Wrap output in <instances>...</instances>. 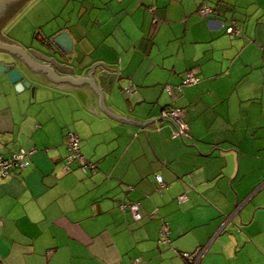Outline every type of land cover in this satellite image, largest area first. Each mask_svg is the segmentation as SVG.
Instances as JSON below:
<instances>
[{
	"label": "crops",
	"instance_id": "obj_1",
	"mask_svg": "<svg viewBox=\"0 0 264 264\" xmlns=\"http://www.w3.org/2000/svg\"><path fill=\"white\" fill-rule=\"evenodd\" d=\"M204 5L213 13L200 14ZM52 9L46 30L22 39L5 26L0 38L61 75L88 77L103 63L96 73L115 75L100 80L111 89L105 106L154 126L109 116L98 95L83 103L68 81L39 82L20 60L30 87L0 75V154L35 148L26 168L0 174L3 263L188 264L181 253L207 247L199 264H264V0H66ZM232 21L241 34H228ZM63 30L73 51L59 65L44 41ZM191 69L199 82L169 95L165 86ZM168 106L186 109V136L160 117ZM69 131L94 171L65 168ZM125 201L139 204L141 219L120 208Z\"/></svg>",
	"mask_w": 264,
	"mask_h": 264
},
{
	"label": "water",
	"instance_id": "obj_2",
	"mask_svg": "<svg viewBox=\"0 0 264 264\" xmlns=\"http://www.w3.org/2000/svg\"><path fill=\"white\" fill-rule=\"evenodd\" d=\"M20 2L21 0H0V27L1 25H3V21L6 22L7 19L11 16V14L14 13V11L17 9L18 3ZM44 45L48 49H50V53L52 54V60L59 65L65 64L62 63L63 61L65 62L63 56H68L73 51V39L67 30L60 31L55 35H52L48 39V41H44ZM0 51H5L10 55V58L0 60V75L5 74L8 81L15 85L16 90H22L25 87H30L31 85V81L25 78L23 72L18 67H16V64H18V61L20 60L22 61L23 65L27 67L28 71L34 72L33 77L39 82L41 80L39 79L40 77L37 76L38 74H43L48 79L55 82L68 81L70 83L78 85L75 86L74 91L83 103L86 104L90 96L98 95L100 108L104 109V111H106L109 116L118 119L122 122H129L131 124H138L141 126H154L150 125V122L154 121V119L142 123L133 120L132 118H126L124 116L119 117L105 106L104 96L107 91L108 93H111V89L110 87L106 89L107 91L102 89L100 80L102 81V79L107 77L108 84H111L115 75L110 73L112 69L107 66H103V70L101 68V70L96 73V65L103 63H98L94 65L92 67V71H90V73L88 74V77L61 75L56 72L51 66L47 64H40L39 62L32 59V57L22 47L13 43H7L1 38ZM87 82L89 83V89L91 93L88 90L81 88V86L79 85L85 84ZM31 89L34 90L35 85H32Z\"/></svg>",
	"mask_w": 264,
	"mask_h": 264
},
{
	"label": "built area",
	"instance_id": "obj_3",
	"mask_svg": "<svg viewBox=\"0 0 264 264\" xmlns=\"http://www.w3.org/2000/svg\"><path fill=\"white\" fill-rule=\"evenodd\" d=\"M214 9L209 6H202L199 9L200 14L206 15L213 13ZM157 22L156 18L153 20L155 24ZM226 31L231 36H237L241 34V30L237 26L236 22L232 21L228 26ZM200 78L197 72L194 69L189 70L185 77L182 80V83L178 85H166L165 89L169 93V95L173 96L175 91H182L185 86H190L197 84ZM126 91H132V89L128 88ZM186 113V109L182 107H172L168 106L161 111L160 117L162 119H167L171 121L175 127V132L178 136H186L189 131V125L184 119V115ZM68 155L65 160V168H68L71 164L76 162L80 169L83 172L94 171L96 168V164L89 160L82 152H81V140L76 132L69 131L68 132ZM35 152V148H31L29 150H20L14 153L11 157H5L0 154V174L3 176L8 175L14 169H24L30 164V157ZM157 182L160 186L164 185L163 178L160 174L156 175ZM187 198V195L182 194L179 197L180 201H183ZM120 208L123 211H129L132 213L133 217L137 220L142 218V214L139 211V204L136 202H122L120 204ZM1 225V220H0ZM160 243H165L168 241V228L167 223H163L160 229ZM207 247L199 248L195 252H183L181 253L182 258L188 264H199L202 256L205 254ZM142 259L140 257H134L131 259L130 264H141ZM0 264H4L2 259L0 258Z\"/></svg>",
	"mask_w": 264,
	"mask_h": 264
},
{
	"label": "rangeland",
	"instance_id": "obj_4",
	"mask_svg": "<svg viewBox=\"0 0 264 264\" xmlns=\"http://www.w3.org/2000/svg\"><path fill=\"white\" fill-rule=\"evenodd\" d=\"M33 0L31 6L21 13L18 14L17 18L11 21L5 28V32L11 34L12 36L19 37L22 39H27L29 36L34 35L35 30L40 32L46 30L44 26L52 18H54V13L51 10L53 6H57L59 10L61 4L66 2V0ZM33 3L35 6H33ZM33 6V7H32ZM32 7V8H31ZM59 7V8H58ZM42 14H39V11ZM40 11V12H41ZM40 16V18L38 17Z\"/></svg>",
	"mask_w": 264,
	"mask_h": 264
},
{
	"label": "flooded vegetation",
	"instance_id": "obj_5",
	"mask_svg": "<svg viewBox=\"0 0 264 264\" xmlns=\"http://www.w3.org/2000/svg\"><path fill=\"white\" fill-rule=\"evenodd\" d=\"M27 1H30V0H21V2L18 3L17 9L14 11V13L11 14V16L7 19L6 22L3 21V25H1V27H0V33L4 30V28H5V26H6L7 22H8V20H9L12 16H14L15 14H17L18 11L23 7V5H24Z\"/></svg>",
	"mask_w": 264,
	"mask_h": 264
}]
</instances>
